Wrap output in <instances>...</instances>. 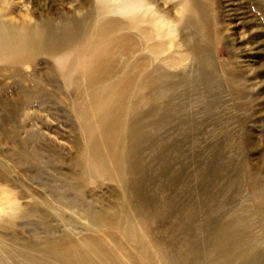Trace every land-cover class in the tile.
Masks as SVG:
<instances>
[{
	"label": "rangeland",
	"instance_id": "374dc122",
	"mask_svg": "<svg viewBox=\"0 0 264 264\" xmlns=\"http://www.w3.org/2000/svg\"><path fill=\"white\" fill-rule=\"evenodd\" d=\"M103 1L0 0V25L55 45L0 60V216L21 209L1 241L98 236L87 209L126 263L264 264V0Z\"/></svg>",
	"mask_w": 264,
	"mask_h": 264
},
{
	"label": "bare ground",
	"instance_id": "6f19581e",
	"mask_svg": "<svg viewBox=\"0 0 264 264\" xmlns=\"http://www.w3.org/2000/svg\"><path fill=\"white\" fill-rule=\"evenodd\" d=\"M103 1V0H102ZM114 0H110L109 1V4H110V2H113ZM119 1H121V0H119ZM136 1V0H135ZM134 1V2H135ZM104 2V1H103ZM102 2V4H105L106 2H104L103 3ZM107 2H108V0H107ZM124 2V1H123ZM138 2V1H137ZM98 3H99V0H98ZM121 3H122V1H121ZM129 3V2H128ZM125 4H127V3H125ZM144 4H146V1H145V3ZM98 7L100 6V4L98 5V4H96ZM111 5V4H110ZM110 5H109V7H110ZM116 5V4H115ZM124 5V4H123ZM131 5H133V4H130L129 6H127L126 5V8L128 7L129 9H130V11H132L133 12V9H134V5L132 6V8L130 7ZM112 6V5H111ZM138 7V4L136 5L135 4V7ZM150 5H148V7H149ZM153 5H151L150 7H152ZM105 7V6H104ZM103 7V8H104ZM139 7L141 8V7H143V5L142 6H140L139 5ZM146 5L144 6V8L145 9H149ZM103 8H101V9H103ZM114 8V7H113ZM118 8H119V5H118ZM140 8H136V9H140ZM143 8V9H144ZM99 9V8H98ZM107 9H109V8H107ZM106 9V10H107ZM117 8L115 7V9L114 10H116ZM119 9H121V8H119ZM132 9V10H131ZM142 10V11H145V13H146V11H148V10ZM154 9V8H153ZM100 10V9H99ZM105 10V9H104ZM105 10V11H106ZM151 10H152V8H151ZM104 11V12H105ZM113 11V10H112ZM111 11V12H112ZM122 11V10H121ZM120 11V12H121ZM135 11H137V10H135ZM150 11V10H149ZM100 12V11H99ZM110 12V13H111ZM127 12H129V10L127 11ZM140 13H141V10L139 11ZM153 12V11H152ZM101 13V12H100ZM99 13V14H100ZM102 13H103V11H102ZM107 13H108V10H107V12H106V15H107ZM119 13V12H118ZM134 13V12H133ZM135 13H137V12H135ZM147 13H149V12H147ZM154 14H156L155 12H153ZM158 13V12H157ZM104 14V13H103ZM132 14V13H131ZM138 15V14H137ZM141 16L143 15V14H140ZM103 16H105V15H103ZM102 16V17H103ZM109 16V15H108ZM126 16V15H125ZM145 16H146V14H145ZM144 16V17H145ZM148 16V15H147ZM149 16H150V14H149ZM154 16V15H153ZM160 16V15H159ZM130 17V16H129ZM133 17V16H132ZM136 17V16H135ZM151 17H152V15H151ZM99 19H100V17H98ZM105 18H106V16L104 17V19H102V20H105ZM131 18V17H130ZM137 19H138V17H136ZM167 18V17H166ZM109 19V18H108ZM107 19V20H108ZM132 19H134V17L132 18ZM140 19V18H139ZM143 19V18H142ZM157 19V18H156ZM101 20V19H100ZM115 20V19H114ZM143 20H145V19H143ZM79 21H81V20H79ZM111 21V20H110ZM132 21V20H131ZM135 21H137L136 19H135ZM148 21V20H147ZM168 21V20H167ZM73 22V21H72ZM112 22H116V21H112ZM138 23H139V20L137 21ZM143 22V21H142ZM146 22V21H145ZM52 23H54V21L52 22ZM51 23V24H52ZM99 23V22H98ZM104 23H108V22H104ZM130 23V22H129ZM147 24H149V21L148 22H146ZM156 23L157 24H159L157 21H156ZM156 23H154L155 25L154 26H156L157 24ZM165 23V22H164ZM167 23V22H166ZM171 23V22H170ZM1 24V23H0ZM3 24V23H2ZM21 24V23H20ZM19 24V26L18 25H10V24H5V25H0V60H2V61H5V62H7L9 65L11 64V65H13V64H25L26 62H28L29 60H31V57L33 58V56L32 55H34L35 53H37V52H40L38 49H40L41 47L43 48V46L45 45V44H47L45 47L46 48H51V46H55V45H50V44H48V43H46L45 42V40L43 39H39L38 37H39V35H38V37L37 38H35V36H34V39H33V36H31V35H34V32H33V34L31 33V32H25V28H28V24H26V23H22L21 25ZM76 24V23H75ZM100 24V26H99V28L100 27H102L103 25H102V23H99ZM144 24V23H143ZM58 25V24H57ZM61 25V24H60ZM73 25V24H72ZM71 25V26H72ZM111 25V24H110ZM130 25V24H129ZM153 25V24H152ZM162 25H163V23H162ZM67 26V25H66ZM70 26V27H71ZM96 26V25H95ZM134 27H135V25H133ZM158 26H160V25H158ZM158 26H156V27H158ZM31 27H35L34 25H32ZM55 27H57L56 25H55ZM55 27H54V29H55ZM68 27V26H67ZM73 27V26H72ZM74 27H76V26H74ZM105 27H107V26H105ZM113 27V26H112ZM140 27V26H139ZM153 27V26H152ZM170 27V26H169ZM37 28V27H36ZM35 28V29H36ZM58 28V27H57ZM56 28V29H57ZM60 28V27H59ZM69 28V27H68ZM76 28H78V27H76ZM111 28V27H110ZM116 28H117V25H116ZM142 28H145V27H142ZM61 29V28H60ZM64 29V28H63ZM145 29H147V28H145ZM161 29L162 28H160V31H161ZM167 29V28H166ZM31 30H34V29H32L31 28ZM71 30V29H70ZM114 29H112L111 28V31H113ZM117 30V29H116ZM142 30V29H141ZM152 30V29H151ZM155 30H157V29H155ZM159 30V29H158ZM27 31H29V30H27ZM72 31V30H71ZM91 31V30H90ZM139 31H140V29H139ZM147 31H148V29H147ZM150 31V30H149ZM153 31V30H152ZM165 30H163V32H164ZM23 32V33H22ZM36 32V31H35ZM54 32V31H53ZM62 32V31H61ZM63 32H65L64 30H63ZM63 32H62V34H63ZM70 32V31H69ZM77 32V31H76ZM115 32V31H114ZM162 32V33H163ZM170 32H172V30L170 31ZM71 33V32H70ZM86 33V32H85ZM89 33V32H88ZM101 32H99V34H100ZM107 33V32H106ZM111 33V32H110ZM141 33H143L142 31H141ZM145 33H146V31H145ZM148 33H150V32H148ZM156 32H153L152 34H155ZM166 33H168V32H166ZM59 34V33H58ZM65 34V33H64ZM79 34V33H78ZM77 34V36H79ZM105 34V33H104ZM144 34V33H143ZM151 34V33H150ZM159 34V33H158ZM169 34H171V33H169ZM36 35V36H37ZM56 35H57V33H56ZM65 35H67V34H65ZM72 34H70L69 36L70 37H72V39H73V35L71 36ZM100 35H103V34H100ZM99 35V36H100ZM108 36H109V33L107 34ZM111 35V34H110ZM114 35H116V34H114ZM117 35H119V34H117ZM121 35V34H120ZM156 35V34H155ZM162 35V34H161ZM90 36V35H89ZM124 36V35H123ZM142 36H145V34L144 35H142ZM154 36V35H153ZM80 37V36H79ZM87 37V36H86ZM93 37V36H92ZM101 37V36H100ZM110 37V36H109ZM128 38H130L129 36H127ZM148 37V36H147ZM85 38V37H84ZM89 38V37H88ZM107 38V37H106ZM106 38H104V40L106 39ZM111 38H113V37H111ZM198 38V37H197ZM108 39H110V38H108ZM152 39V38H151ZM84 40V39H83ZM86 40V39H85ZM89 40V39H88ZM90 40H91V38H90ZM89 40V41H90ZM95 40V39H94ZM99 40V39H98ZM118 40V39H117ZM116 40V41H117ZM128 40V39H127ZM147 40V39H146ZM145 39H144V41H146ZM149 41H150V39H148ZM59 41V40H58ZM73 41V40H72ZM91 41H93V40H91ZM90 41V42H91ZM74 42V41H73ZM80 42H83V41H80ZM88 42V41H87ZM96 42V41H95ZM107 42V41H106ZM110 42H111V40H110ZM109 42V43H110ZM152 42V44L154 43L153 41H151ZM79 43V42H78ZM77 43V44H78ZM92 43H94V42H92ZM91 43V44H92ZM97 43V42H96ZM104 43H105V41H104ZM108 43V42H107ZM113 43H115L114 41H113ZM74 44V43H73ZM82 44V43H81ZM87 44V43H86ZM90 44V43H89ZM90 44V45H91ZM100 43L98 42V45H99ZM157 44V43H156ZM71 45V44H70ZM93 45V44H92ZM104 44H102V45H100V46H103ZM107 45V44H106ZM111 45H112V43H111ZM111 45H109V46H111ZM149 45H150V43H149ZM159 45V44H158ZM157 45V46H158ZM147 46V45H146ZM151 46H153V45H151ZM156 46V45H155ZM156 46V47H157ZM90 47V46H89ZM92 47V46H91ZM97 47V46H96ZM104 47H106V46H103V48ZM114 47V46H113ZM128 47V46H127ZM154 47V46H153ZM152 47V48H153ZM159 48H160V45L158 46ZM69 48V47H68ZM98 48H99V46H98ZM147 48V47H146ZM145 48V49H146ZM93 49V48H92ZM97 49V48H96ZM149 49V48H148ZM75 50V49H74ZM99 50H101V49H99ZM122 50V48L120 49V51ZM152 50V49H151ZM105 51V50H104ZM107 51V50H106ZM157 51V50H156ZM161 51V50H160ZM66 52V51H65ZM100 52V51H99ZM114 52V51H113ZM148 52V51H147ZM150 52V51H149ZM152 52V51H151ZM155 52V51H154ZM58 53V52H57ZM63 53V52H62ZM83 53H85V51L83 52ZM102 53H103V51H102ZM115 53V52H114ZM120 53V52H119ZM122 53V52H121ZM125 53V52H124ZM153 53V52H152ZM59 54V53H58ZM72 54V53H71ZM70 54V55H71ZM157 54V53H156ZM83 55V57H85L84 56V54H82ZM103 55H104V53H103ZM106 55V54H105ZM115 55V54H114ZM145 55V54H144ZM155 55V54H154ZM113 56V55H112ZM28 57H30V58H28ZM75 57V56H74ZM73 57V58H74ZM142 57H147V56H142ZM68 58V57H67ZM81 58V57H80ZM90 58V57H89ZM62 59V58H61ZM69 59H70V57H69ZM72 59V58H71ZM70 59V60H71ZM82 59V58H81ZM100 59V58H99ZM156 59V58H155ZM35 60V59H34ZM58 60H59V58H58ZM70 60L68 61V62H70ZM73 60V59H72ZM88 60H90V59H88ZM96 60H97V58H96ZM67 61V60H66ZM85 61V60H84ZM98 61V60H97ZM146 61H148V60H146ZM99 62V61H98ZM110 62H113V61H110ZM115 62V61H114ZM1 63V62H0ZM72 63H74V60L72 61ZM107 63V62H106ZM7 64V65H8ZM70 64V63H69ZM68 64V65H69ZM76 64V63H75ZM89 64H91V63H89ZM96 64V63H95ZM72 65V64H71ZM70 65V66H71ZM82 65H83V63H82ZM141 65V64H140ZM148 65H149V63H148ZM62 66V65H61ZM65 66H67V65H65ZM64 66V67H65ZM91 66V65H90ZM94 66V65H93ZM142 66V65H141ZM72 67V66H71ZM83 67V66H82ZM107 67V66H106ZM131 67V66H130ZM18 68V67H17ZM66 68V67H65ZM67 68H68V66H67ZM73 68V67H72ZM102 68V67H101ZM143 68V67H142ZM158 68V67H157ZM70 69V68H69ZM68 69V70H69ZM82 69V68H81ZM104 69V68H103ZM102 69V70H103ZM112 69H114V68H112ZM137 69V68H136ZM154 69V68H153ZM82 70H84V69H82ZM96 70V69H95ZM99 70V69H98ZM101 70V71H102ZM104 70H106V68L104 69ZM147 70V69H146ZM152 70V69H151ZM66 71V70H65ZM85 71V70H84ZM89 72L91 71V68L88 70ZM101 71H100V73H101ZM114 71V70H113ZM112 71V72H113ZM117 71H119V70H117ZM137 71V70H136ZM155 70H153L152 72H154ZM89 72H87V75H88V73ZM111 72V73H112ZM115 72V71H114ZM142 72V71H141ZM144 72H146L145 70H144ZM63 74H64V72H62ZM110 73V72H109ZM119 73V72H118ZM125 73V72H124ZM140 73V72H139ZM147 73H149V72H147ZM146 73V74H147ZM86 75V76H87ZM148 75V74H147ZM64 76V75H63ZM94 76V75H93ZM106 76V75H105ZM144 76H145V74H144ZM149 76V75H148ZM152 76V75H151ZM150 76V77H151ZM154 76H156L155 74H154ZM118 77H119V75H118ZM88 78V77H87ZM146 78V77H145ZM152 79L154 78V77H151ZM157 77H155L154 79H156ZM159 78V77H158ZM93 79V78H92ZM120 79V78H119ZM150 79V78H149ZM68 80V79H67ZM70 80V79H69ZM68 80V81H69ZM71 80H72V78H71ZM85 80V79H84ZM88 80V79H87ZM99 80H101L100 78H99ZM145 80V79H144ZM157 80V79H156ZM76 81V80H75ZM116 81H118V80H116ZM150 81H152V80H150ZM104 82V81H103ZM108 82H110V81H108ZM143 83V82H142ZM147 83V82H146ZM151 83V82H150ZM153 84H156L155 82H152ZM151 83V84H152ZM34 84V83H33ZM36 84V83H35ZM73 84L75 85V83L73 82ZM141 84V83H140ZM148 84V83H147ZM31 85V84H30ZM37 85V84H36ZM35 85V87H37ZM68 86L70 85V83H68L67 84ZM104 85V84H103ZM108 86V85H107ZM73 87V86H72ZM87 87V86H86ZM99 87V86H98ZM109 87V86H108ZM152 87H154V86H152ZM102 89V88H101ZM101 89H99V90H101ZM0 90H2V87H0ZM87 90V89H86ZM103 90V89H102ZM3 91V90H2ZM25 92H27V90H24ZM109 91V90H108ZM116 91V90H115ZM89 92V91H88ZM99 92V91H98ZM118 92V91H117ZM121 92V91H120ZM149 93V92H148ZM99 94V93H98ZM116 94V93H115ZM115 94H114V96H115ZM123 94V93H122ZM96 96H98V95H96ZM121 95H119V97H120ZM34 97V96H33ZM89 97V96H88ZM91 98L92 97H90V100H91ZM116 98V97H115ZM114 98V99H115ZM94 100V99H93ZM82 101V100H81ZM115 101V100H114ZM90 102V101H89ZM119 102V101H118ZM117 102V103H118ZM119 104V103H118ZM81 105V104H80ZM119 106V105H118ZM85 107V106H84ZM125 108V107H124ZM75 109V108H74ZM77 110V109H76ZM84 111V110H83ZM86 111V110H85ZM82 112V111H81ZM87 112V111H86ZM79 113H80V111H79ZM116 113H118V112H116ZM82 114V113H81ZM111 115V114H110ZM78 116V115H77ZM82 117H83V115H81ZM121 116V115H120ZM80 117V116H79ZM82 117H80L81 118V120H82ZM113 117V116H112ZM85 118V117H84ZM115 119V118H114ZM84 121V120H83ZM85 122V121H84ZM121 124H122V122H121ZM120 124V125H121ZM88 126V125H87ZM86 126V127H87ZM159 126V125H158ZM91 127V126H90ZM82 128H83V126H82ZM88 128H89V126H88ZM117 128V127H116ZM90 129V128H89ZM121 129V128H120ZM85 130H83V132H84ZM88 131V130H87ZM122 131V130H121ZM110 132V131H109ZM115 132V131H114ZM119 136V135H118ZM120 137V136H119ZM116 138V137H115ZM90 140V139H89ZM108 140V139H107ZM113 140V139H112ZM120 141V140H119ZM88 142V141H87ZM116 142H118V141H116ZM118 143H120V142H118ZM117 143V144H118ZM94 144H96L95 142H94ZM113 145V144H112ZM124 145V144H123ZM136 145V144H135ZM131 146V145H130ZM113 147H115V146H113ZM118 148V147H117ZM126 149V148H125ZM128 149V148H127ZM98 150V149H97ZM114 150V149H113ZM123 150H124V148H123ZM87 151V150H86ZM96 151V150H95ZM113 152V151H112ZM122 152V151H121ZM114 155V154H113ZM120 157V156H119ZM123 158V157H122ZM125 158H126V156H125ZM93 164V163H92ZM98 167H100L101 168V170H102V172L105 174V175H109L108 174V170L105 168V166H104V164H103V161H101V160H99V161H97V164H96ZM114 167H115V165H114ZM90 168V167H89ZM116 170V173H120L121 174V172H122V168L120 167V165H117L116 166V168H115ZM113 170V169H112ZM81 175V174H80ZM79 176V175H78ZM117 176V175H116ZM119 176H121V175H119ZM122 177V176H121ZM118 179V178H117ZM119 181H120V179H118ZM159 180V179H158ZM77 183V182H76ZM129 183H131V182H129ZM88 184V183H87ZM74 186V185H73ZM120 187V186H119ZM124 192V191H123ZM125 193V192H124ZM124 193H123V195H124ZM60 194V193H59ZM60 198H63V200L64 199H67V201H68V203H69V199L67 198V197H65L64 198V196H61ZM120 198V197H119ZM128 199V198H127ZM70 202H72L71 200H70ZM9 203H10V206H9V212L7 211L6 213H7V216L5 217V218H2V216H0V229H4L5 228V226H4V224H7V223H10L11 224V222H13V218L15 219V215L17 214V212L20 210L21 211V209H20V204H18L15 200H14V198H10L9 199ZM123 203V202H122ZM70 204V203H69ZM169 208V207H168ZM130 210V209H129ZM92 211V210H91ZM131 211V210H130ZM84 213H83V216H84V218H86L87 220H89L90 221V223L88 224L89 226H86V230H89V231H91V232H94V231H96V232H98V229L99 230H101V234L100 235H98V236H95V235H90V234H83L82 236H78V238H71V237H69V235L68 236H66V235H64L63 237H64V241H60V240H52V241H50V242H48V243H42L41 244V246H39V247H35L32 251L33 252H27V251H21V249L19 250V252H16L13 248H11V247H6V245L1 241V239H0V251L3 253V256H1L0 257V264H131L130 262L129 263H126L125 262V260H123V258H122V252H121V248H120V244H118V242L116 241V239H115V236L112 234V233H114V232H112L111 230H113V229H116V228H120V229H122V227H120V225L118 226V224H116L114 221H112V219H110V218H107V216H104V215H98L97 213H93L94 212V210L92 211V213L90 214V213H87V209L86 210H84L83 211ZM103 212V211H102ZM109 212V211H108ZM117 212H119V211H117ZM106 213V212H105ZM120 213V212H119ZM151 214H152V211H151ZM154 214V213H153ZM82 216V217H83ZM118 217H120V215L118 216ZM121 218V217H120ZM126 220V219H125ZM140 220V219H139ZM143 220V219H142ZM118 221V220H117ZM176 222V221H175ZM125 223V222H124ZM189 224V223H188ZM12 225V224H11ZM86 225V224H85ZM139 225V224H138ZM182 225V224H181ZM178 226V225H177ZM192 226V225H191ZM190 226V227H191ZM81 227V226H80ZM194 227V226H193ZM185 228V227H184ZM134 229V228H133ZM118 230V229H117ZM117 230H116V232H117ZM204 230H206V229H204ZM1 231V230H0ZM133 231H135V229L133 230ZM180 231V230H179ZM186 231V230H185ZM85 232H87V231H85ZM143 232V231H142ZM193 233H194V231H192ZM209 232H211V231H209ZM95 233V232H94ZM66 234V233H65ZM96 235H97V233H95ZM99 234V233H98ZM119 234V233H118ZM220 234V233H219ZM1 235V234H0ZM12 235V234H11ZM76 235V234H75ZM143 235V234H142ZM152 235V234H151ZM192 235V234H191ZM190 235V236H191ZM117 238V237H116ZM144 238V237H143ZM160 238V237H159ZM207 238V237H206ZM3 239V238H2ZM10 239V238H9ZM54 239H56V238H54ZM58 239V238H57ZM145 240V239H144ZM12 241V240H11ZM153 241H155V240H153ZM198 241V240H197ZM202 241V240H201ZM200 241V242H201ZM112 242H114V245H111V243ZM134 242V241H133ZM196 243V242H195ZM122 244V243H121ZM147 244V243H146ZM149 244V243H148ZM23 245V244H22ZM21 245V246H22ZM197 245V244H196ZM129 246V245H128ZM192 246V245H191ZM191 246H190V248H191ZM130 247V246H129ZM182 247V246H181ZM21 248V247H20ZM123 248V247H122ZM149 248V247H148ZM24 249V248H23ZM121 249V250H120ZM125 249V248H124ZM151 249V248H150ZM182 249V248H181ZM200 249V248H199ZM26 250V249H25ZM144 250V249H143ZM152 250V249H151ZM187 250H189V249H187ZM198 250V249H197ZM201 250V249H200ZM146 251H147V249H146ZM153 251V250H152ZM185 252V251H184ZM195 252H197V251H195ZM200 252V251H199ZM147 253V252H146ZM153 253L155 254V252L153 251ZM176 253V252H175ZM188 253V252H187ZM205 253V252H204ZM135 254L137 255V252H135ZM153 255V254H152ZM162 254H160V256H161ZM237 256V255H236ZM2 257H4V259H2ZM156 257V256H155ZM16 258H18V259H16ZM125 258H127L126 256H125ZM174 258V257H173ZM127 259H129V258H127ZM140 259V258H139ZM151 259H153V258H151ZM239 259V258H238ZM147 260V259H146ZM147 262V261H146ZM157 262H158V260H157ZM151 263H153V262H151ZM134 264V263H133Z\"/></svg>",
	"mask_w": 264,
	"mask_h": 264
}]
</instances>
